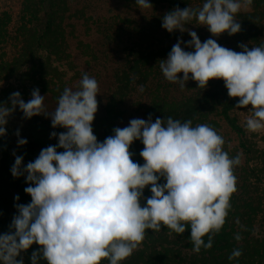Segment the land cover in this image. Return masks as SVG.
Wrapping results in <instances>:
<instances>
[{"label":"clouds","instance_id":"1","mask_svg":"<svg viewBox=\"0 0 264 264\" xmlns=\"http://www.w3.org/2000/svg\"><path fill=\"white\" fill-rule=\"evenodd\" d=\"M135 4L139 9L153 7L149 0ZM252 4L253 0H204L198 8L176 7L165 14L162 28L169 33L187 31L191 40H178L159 68L182 91L190 79L201 89L209 80H223L228 96L239 98L235 108L250 113L246 130L259 133L264 131V45L249 50L241 43L242 51L236 52L211 38L202 43L195 31L185 30L195 19L213 36L235 35L241 31L236 14ZM98 94L96 79L84 74L76 90H63L54 111L46 110L38 89L28 102L15 92L10 105L0 103V137L6 135L5 125L17 107L25 119L50 115L52 128L66 129L56 145L42 149L26 167L22 156L15 158L11 174H26L30 186L24 191L31 202L15 205L9 231L0 234V264H24L17 257L33 244L40 247L33 251L31 264H101L105 259L121 264L143 241L146 230L159 232L162 227L169 235L190 229L196 253L212 248L213 235L225 224L236 191L233 170L241 162L239 155L230 158L223 150V137L206 124L193 126L192 120L172 117L153 122L151 114L147 120L135 118L127 127L114 128L113 135L99 142L92 128ZM134 141L144 145L139 153L143 165L132 159L129 149ZM26 143L18 139L19 146ZM162 179L165 182L159 183ZM147 186L151 196L142 207ZM241 255L233 249L228 259Z\"/></svg>","mask_w":264,"mask_h":264},{"label":"trees","instance_id":"2","mask_svg":"<svg viewBox=\"0 0 264 264\" xmlns=\"http://www.w3.org/2000/svg\"><path fill=\"white\" fill-rule=\"evenodd\" d=\"M119 1L129 5L135 4V0ZM198 1L204 2V0ZM68 2L69 0H23L22 29L27 32L24 33L25 36H28L26 40L27 49L36 46L49 52L59 51V44L65 40L64 37L66 35L65 31H63V25L72 10ZM149 2L153 6L151 8L152 12L141 16L136 21L133 20L138 23L134 25V34L132 33L133 31L131 32L127 28V25L132 22L125 18H114L110 23L107 20H103L100 25L102 31H100L99 38L105 46L112 41L121 43L126 37L127 40H132L131 43L135 41L136 46L130 49L131 54L135 56H117V58L116 56H112L110 59L111 63L116 58L117 61H113L112 63L120 65L116 71L117 74H115L119 87L117 93L120 96L116 98L113 95L109 99L105 94H102L99 88V94L97 95L98 110L92 123L93 134L99 142H103L105 138L113 135V129L120 128L128 112L134 110L129 103L135 96H139L143 101L145 98L146 102L140 103V106L138 105V109H135L134 112H141L146 120L151 114L153 122H155L156 118L163 120L168 117L179 119L182 122L186 120H192L193 122L210 106L222 101L225 97V100L222 102L224 116L230 121L231 126L236 131H240V126L235 121H231L228 115L229 112L236 109L235 105L239 98L228 96V91L223 80H209L205 89L198 88V84L196 86L190 85L189 80L186 83L187 86L185 85L186 88L182 91L178 84L164 79L159 68L160 61L167 58L168 53L178 40L186 43V34L184 32L175 30L169 33L162 28L163 16L176 7L184 9L188 6L192 8L200 6H191L192 0H149ZM252 6L263 10L264 0H253ZM86 8L88 10L92 9V11L96 9L93 6V2H85L84 10L81 11V14L84 15ZM163 8L165 11H162ZM98 18L104 19V17ZM11 23V15L8 12H0V67L5 63V56L3 55L6 53L5 49L10 37L9 28ZM118 23H122L123 25L119 27L117 26ZM28 25H31V28ZM154 46L158 50L150 51ZM182 47H184L183 44ZM23 58L28 60V56H24ZM107 59L108 55L106 56L105 53H102L101 56H92L91 71L102 67V62L107 61ZM153 71L157 72L158 76H161V79L158 81L151 79ZM87 75L95 78L98 82V87H100L101 76L99 77L93 73ZM179 75L182 77L183 73ZM66 87L76 90L79 84L67 86L62 82L55 89H47L40 92V95L45 97L44 104L47 111L55 110L58 98ZM141 87L143 88L142 92L139 91ZM12 93H14L12 88L0 91V103L10 105L9 97ZM21 98L25 102H28L32 97ZM14 116H20L23 119L21 124L22 132L27 143L22 146L19 156L23 157V166L25 167L29 162L34 161L38 157L42 149L56 145L58 143V135L66 132V129L61 127L52 128L50 115L45 116L41 114L30 119H25L23 113L17 107L9 116L8 123L5 125L6 135L0 137V234L9 231L12 219L17 214L15 205H27L31 202V196L24 191L26 187L30 186L26 182V174L19 178H14L11 174V168L15 163L13 145L18 129L13 121ZM52 132H56L57 137L52 138ZM143 147L142 143L134 141L129 149L130 152L134 153L132 157L133 161L141 165H143L144 161L139 153ZM58 151L62 152L63 149H58ZM164 182L163 179L159 181V183ZM16 196H19L18 201L15 200ZM141 206L143 207L144 205L141 203ZM227 223L228 219L225 220L222 229L213 235L212 248L205 250L202 247L199 253L193 251V245L190 240V229L179 235L174 232L169 235V230L166 227H162L159 232L146 230L145 238L138 246L141 248L136 249L121 264H157V262H161L162 264H183V261H185L184 255L181 256L183 252L184 254L191 252L196 257L192 256V260L195 262H189V264H196V261L201 262V264H232L237 259L231 261L228 259L234 249V243L231 241L232 236L227 232ZM203 239L207 243L208 236L206 235ZM39 247V245L33 244L28 251L32 254ZM148 252H151V254L149 253L150 257L146 256ZM25 255L21 253L17 259L19 260L22 257L24 264H31V255ZM153 255H157V257L152 258ZM101 264H108V260H103Z\"/></svg>","mask_w":264,"mask_h":264},{"label":"rangeland","instance_id":"3","mask_svg":"<svg viewBox=\"0 0 264 264\" xmlns=\"http://www.w3.org/2000/svg\"><path fill=\"white\" fill-rule=\"evenodd\" d=\"M85 2H93V6L96 7L95 11L86 8L84 15L81 14ZM22 3L23 0H0V12H8L12 17L9 28L10 37L6 45V53L3 55L5 63L0 67V91L12 88L13 92H19L21 97H30L35 89H38L40 93L47 89H55L62 82L67 86H76L84 74L93 73L102 78L99 88L103 95L105 94L109 99L113 95L119 98L120 95L117 93L119 87L115 74H117L116 71L120 65H115L112 62L117 61V56H135L131 54L130 49L135 47L136 43L135 41L131 43L132 40H127L126 37L121 43L112 41L105 46L99 38L100 31H102L100 25L103 20L110 23L114 18H125L132 22L127 25V28L134 34V25L138 24L134 21L143 15L150 14L151 8L139 9L136 4L129 5L119 0H69L68 3L72 10L63 25V31L66 34L65 40L59 44V51L49 52L36 46L26 48L28 36L24 35L27 32L22 29ZM202 4L198 0H192L191 6H202ZM162 11L165 9L163 8ZM98 17H104V19ZM235 18L241 25V31L232 36L226 32L219 36H213L205 26L199 25L195 19L185 25V30L195 31L202 43L211 38L216 40L220 46L236 52L242 51L238 47L241 43L248 45L249 50L252 47L264 45V9L251 6L249 9L237 13ZM122 25V23L117 24L119 27ZM28 27L31 28V25ZM184 33L187 43L191 37L187 31ZM153 50L157 51L158 48L154 46L150 51ZM184 50L194 51V49L186 47ZM102 53L108 55L107 61L102 62V67L91 71L92 56H101ZM24 56H28V60L23 58ZM112 56H116V58L110 63ZM160 77L157 72L153 71L151 74L153 80L158 81L161 79ZM189 82L192 86L197 85V82L195 83L191 79ZM224 100L225 97L205 110L193 121V126L206 124L213 128L223 137V150L228 153L229 157L234 158L237 155L240 157V164L233 170L236 177V191L231 195V207L226 217L228 219L227 232L232 236L231 241L234 243V249H239L242 252L237 261L232 264H264V131L248 132L244 124L250 113L247 109L237 108L228 113L231 121H235L241 128L240 131H236L224 116L222 106ZM142 102H146V99L144 98L143 101L139 96H135L129 104L135 110ZM134 110L128 112L120 128L127 127L129 121L135 118L146 120L141 112L135 113ZM22 120L20 116L13 118L14 124L18 128L17 131H19V137H16L13 145L14 158L19 156L22 150V146L18 145V139H24ZM150 187L147 186L144 189L145 199L141 201L143 205L151 193ZM237 234L241 236L239 241L235 239ZM140 248L137 247V249ZM149 253L151 254L148 252L147 257H150ZM22 254L32 255L28 250ZM183 255L185 257H183L185 260L183 264L195 262L192 260L195 256L191 252L187 254L183 252L181 256ZM156 257L157 255H153L152 258ZM157 264L162 263L157 262ZM196 264H201V262L196 261Z\"/></svg>","mask_w":264,"mask_h":264}]
</instances>
